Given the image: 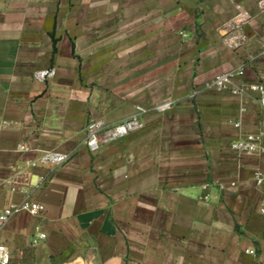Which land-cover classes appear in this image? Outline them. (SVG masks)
Masks as SVG:
<instances>
[{
    "label": "crops",
    "instance_id": "1",
    "mask_svg": "<svg viewBox=\"0 0 264 264\" xmlns=\"http://www.w3.org/2000/svg\"><path fill=\"white\" fill-rule=\"evenodd\" d=\"M253 82L264 0H0V213L43 205L0 217V243L22 264H264L262 156L232 147L264 130ZM134 115L87 145L91 119Z\"/></svg>",
    "mask_w": 264,
    "mask_h": 264
},
{
    "label": "built area",
    "instance_id": "2",
    "mask_svg": "<svg viewBox=\"0 0 264 264\" xmlns=\"http://www.w3.org/2000/svg\"><path fill=\"white\" fill-rule=\"evenodd\" d=\"M235 74L242 75L243 70L240 69L236 72L226 71L216 75L211 81L206 83L207 87H214L218 90L227 89L231 86L232 79ZM242 84L238 87H231L234 93L242 92L245 87ZM247 87L257 93V97L262 106H264V85L260 82L249 83ZM165 106V105H163ZM140 110H143L140 108ZM239 121L235 122V126H239ZM140 125L137 117L131 116L123 119L115 125H109L103 119H91L86 125V143L90 149L95 150L99 147L100 143L110 141L120 135L126 134L132 129ZM232 147L239 150L258 151L262 156L261 165L255 170L254 181L257 185L264 184V130L257 132H248L245 134L244 139H238L232 143ZM20 149H27L28 147L23 143L19 145ZM70 151L59 150H45L41 159L43 161H52L55 163H62L69 158ZM233 183V182H232ZM43 208L42 203L30 200L28 198L23 199L20 203L9 202L6 204L0 217L3 221H6L12 215L20 211H28L32 214H37ZM259 210L264 215V193H262L259 202ZM41 237L45 236V233H40ZM0 264H22L18 259H14L10 254V248L8 245L0 243Z\"/></svg>",
    "mask_w": 264,
    "mask_h": 264
}]
</instances>
